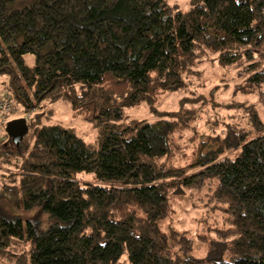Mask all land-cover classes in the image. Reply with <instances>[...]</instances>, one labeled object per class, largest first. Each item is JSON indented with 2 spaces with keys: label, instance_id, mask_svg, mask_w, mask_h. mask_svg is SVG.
I'll use <instances>...</instances> for the list:
<instances>
[{
  "label": "trees",
  "instance_id": "trees-1",
  "mask_svg": "<svg viewBox=\"0 0 264 264\" xmlns=\"http://www.w3.org/2000/svg\"><path fill=\"white\" fill-rule=\"evenodd\" d=\"M209 54L236 70L237 90L264 110V0H190L186 10L167 0H0V94L27 113L64 101L96 131L87 141L72 127L33 120L18 144L4 131L0 262L264 264L256 104H224L237 118L222 121L223 133L198 130L186 107L193 97L154 110L156 120L126 115L186 88ZM205 186L227 225L215 238L231 241L234 261L195 258L184 233L158 226L177 189Z\"/></svg>",
  "mask_w": 264,
  "mask_h": 264
},
{
  "label": "rangeland",
  "instance_id": "rangeland-1",
  "mask_svg": "<svg viewBox=\"0 0 264 264\" xmlns=\"http://www.w3.org/2000/svg\"><path fill=\"white\" fill-rule=\"evenodd\" d=\"M167 2L169 4H177L181 10H186L190 7V0H167ZM29 59L31 57L27 60ZM28 62L30 63V60ZM4 81H6V77L1 76V92L4 89ZM186 83V88L164 91L158 94L151 105L144 102L138 106L128 108L126 115L129 119L156 120L157 116L154 110H177L182 99L193 97L198 98L199 101L187 102L186 107L196 110L198 116L195 126L200 131L210 132L212 127L215 126L214 132L223 133L222 121H236L237 117H232L236 115L235 112L224 107L226 103H255V108L260 112L264 120V110L257 102V98L243 95L237 90L241 81L236 75V70L234 68L227 70V68L218 66L212 54H209L200 62L186 80ZM20 117L26 118L27 122L38 120L37 125L56 123L72 127L87 141H93L96 136L93 126L78 116L70 105L64 101L59 100L51 105H43L41 108L28 113L24 112V109L15 102L11 119ZM242 120L241 117H238V121L242 123ZM228 156L234 157V152L228 154ZM3 168L5 167L0 165V174L5 171ZM91 177V175L84 172H79L75 175L78 180L91 181ZM209 188L210 186L200 189L195 187H180L177 189L169 201L172 213L167 218L160 220L158 226L163 232H169L174 229L184 233L191 241V254L195 258L211 261L219 259L234 261L237 255L232 249L231 241L220 242L215 238L214 228L226 227L227 225L223 220L224 213L214 207L215 204L209 200V194L211 193ZM125 260H127V257L123 254L120 261L123 262ZM0 264L12 263L0 262Z\"/></svg>",
  "mask_w": 264,
  "mask_h": 264
},
{
  "label": "water",
  "instance_id": "water-1",
  "mask_svg": "<svg viewBox=\"0 0 264 264\" xmlns=\"http://www.w3.org/2000/svg\"><path fill=\"white\" fill-rule=\"evenodd\" d=\"M28 130L29 126L24 117L11 119L5 125L6 134L15 144H18L21 141L24 135L27 134Z\"/></svg>",
  "mask_w": 264,
  "mask_h": 264
},
{
  "label": "built area",
  "instance_id": "built-area-1",
  "mask_svg": "<svg viewBox=\"0 0 264 264\" xmlns=\"http://www.w3.org/2000/svg\"><path fill=\"white\" fill-rule=\"evenodd\" d=\"M14 111L12 96L8 92L0 94V140L4 139L6 123L11 120Z\"/></svg>",
  "mask_w": 264,
  "mask_h": 264
}]
</instances>
